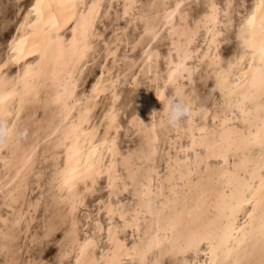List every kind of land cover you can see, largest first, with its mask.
<instances>
[{
    "label": "bare ground",
    "instance_id": "obj_1",
    "mask_svg": "<svg viewBox=\"0 0 264 264\" xmlns=\"http://www.w3.org/2000/svg\"><path fill=\"white\" fill-rule=\"evenodd\" d=\"M193 1L201 4V8L195 13L190 9V3ZM45 2L53 5L67 2L80 6L75 9L53 8L60 17L59 27L51 32L49 38L44 35L43 26L36 31L27 26L21 28V25L25 24V17H29L28 23L35 20V13L29 16V10L36 0H30L29 7L17 22L8 43L6 42V51L0 61V65L7 61L6 66L0 69V97L5 98L3 110L0 111V126L9 130L8 137L0 142V253L6 254L3 264H13L10 245L15 234L18 235L15 233L16 227L27 211L37 210L42 200L44 210L49 208L52 210L51 218L48 217L42 222L43 225L40 223L43 235L51 232L57 224L64 225L60 239L61 242L63 240L62 252L56 264H60L61 257L67 255L71 256V260L65 263L76 264L78 250H74L73 246L78 230L73 228V221L76 224L78 221L75 218V211L70 212L73 195L64 186L63 181L69 178L73 168L83 174L87 165L100 159L104 160L105 168L109 163L113 164L114 175L119 174L120 177L119 195H113L111 202L123 205L128 221V226L125 227L119 216L113 218V231L115 233L117 227L120 229L117 239L125 245L118 258L123 259L125 264H141V257L145 252L147 255L144 256V260L148 264L155 261L159 264H207L212 257L206 255L208 246L205 244L200 245L199 251L192 250L179 254L193 234L212 235L220 247L221 259L235 260L239 257L242 260L256 261L258 264L260 259L258 235L249 233H255L258 229L259 212L249 219L248 213L252 208L244 205L234 218L235 230L226 229L228 217L237 203L234 198L237 182L242 185L251 179L250 169L243 166V162L256 159L260 155L259 146L250 143L256 139L261 128L260 118L256 112L259 101L256 105H245L246 110L252 109V117L248 124L244 123L239 109L235 107L237 100L247 92L243 79L237 81L233 78L226 88L225 95L228 92L237 94L231 97L233 107L214 108V103L225 102L221 97L220 88L217 87L215 76L208 74L207 64L202 65L194 58L188 60L182 58L184 50L190 51L193 57L197 55L198 49L206 50L203 34L189 45V35L183 28H179L175 34L176 45L181 49V58L178 59L175 49L172 48L173 39L168 36L167 31L162 32L160 37L164 40V49L160 50L154 42L153 59L148 62L143 50L150 42L149 37H145L139 45V54L135 58L132 57L135 52L132 45L136 44L144 31V25L138 20L136 23H130V20L124 17L125 4L132 3L133 0H45ZM134 2L136 7L129 9L130 19L144 16L151 25L162 27L164 13L174 8L178 2L182 3L181 12L187 14L189 25H192L206 12V4L212 2L223 8L228 0H134ZM232 2L237 7L243 5L242 10L236 12L237 17L233 18L238 27L241 16L250 13L258 0H249L246 6L244 0ZM86 5H98L95 9L97 16L93 30L88 34L87 51L81 35L83 30L81 14H87L89 11ZM164 5H168L169 9ZM101 19L111 21V30L107 38L103 37V33L96 26ZM174 21L179 25V16L174 17ZM129 30L134 33L130 34ZM114 33H119V36L114 37ZM232 35L236 46L227 56H222L220 52V44L225 38L219 44V54L225 61L224 67H227V60L239 46L236 32L232 31ZM99 39L102 44L97 48L98 44L95 42ZM20 40L24 41V54L18 62H13L11 58L15 53L11 51V46L14 41ZM106 44L109 45L108 49L105 48ZM122 44V51L118 53ZM29 50L32 51V55L28 54ZM109 50L113 54L110 55ZM101 53L102 61L97 76L87 88L78 90L84 66ZM14 64L16 68L9 71ZM177 64L184 67L176 69ZM29 65H32V69L25 79L24 70ZM185 68H198L199 71L190 74ZM174 70L175 75L170 81L169 73ZM207 79L211 80L208 94L201 96L197 91L198 83L204 84ZM124 82L129 85L127 89L121 88ZM133 89L139 90L135 99L137 105L127 115L126 123L131 128L130 132L137 135V142L133 146H124L125 148L121 149L118 143L120 116L124 113ZM165 91L167 94L179 91L192 97L193 115L186 118L179 129L162 125L159 115L154 112L162 107L156 97ZM85 97L89 99H84ZM102 100L104 101L98 110V104ZM201 107L208 110L209 121L202 114H196ZM86 108L88 109L86 122L81 123V115ZM214 115H219L215 123L212 119ZM111 117L115 118L114 121ZM189 119L192 121L191 126ZM190 127L192 131H189ZM200 128H206V131L201 132ZM25 131L26 135H21ZM192 135L197 140L196 153L182 152V148L191 145ZM106 136L108 144L115 140V155L110 154L104 146ZM221 156H226V164L220 159ZM38 163L46 164L49 169L44 184L47 196L43 195L44 190L39 182L42 168H38ZM129 176L133 178L129 179ZM100 178L103 179L105 195L97 201L96 215L92 218L91 225L80 236L78 235V239L83 242L85 233L89 238L92 237L97 222L103 227L102 233L96 232L95 239L98 245L86 258L88 264H92L93 257L99 260L102 254L105 264L112 259L110 246L107 244L108 217L102 210L104 206L99 203L108 202V180L105 176L97 177L96 184ZM31 180L40 190L32 201L25 202L24 190ZM253 183L258 184L259 181ZM88 187L93 190L95 188L91 181L88 182ZM76 189L82 194L84 182L77 183ZM86 196L83 197L82 203L78 201L80 205L84 203ZM149 201L151 208L148 207ZM18 203L20 206H17ZM100 212L103 213L105 221L98 218L97 214ZM27 218L31 221L30 217ZM24 222L26 221L22 222L23 225ZM126 229L129 230V240L122 235ZM229 250L231 256L226 255Z\"/></svg>",
    "mask_w": 264,
    "mask_h": 264
},
{
    "label": "snow or ice",
    "instance_id": "obj_2",
    "mask_svg": "<svg viewBox=\"0 0 264 264\" xmlns=\"http://www.w3.org/2000/svg\"><path fill=\"white\" fill-rule=\"evenodd\" d=\"M75 3L61 2L55 5L51 3H46L45 0H36V3L32 5V8L29 10V16L35 13V20L31 23H28L29 17H25V24L21 25V28L27 26L28 28L33 29L34 31L40 30L41 26L44 28V35L51 37V32L56 30L59 27L60 17L53 11V8L57 9H75L79 7ZM243 5H241L242 7ZM88 7V13L81 14V26L82 33L81 35L84 38L85 51H87V39L90 31L93 30V25L97 13L95 9L98 5H86ZM136 4L133 0L132 3L125 4L124 17L126 20H130V23H136L137 20L139 23L144 25L143 34L140 36V39L136 41V44L132 45L135 49L138 47L145 37L150 38V42L147 47L144 48V56L147 57L148 62H151L153 59L152 48L154 42H156L161 33L167 31L168 36L173 39L172 48L176 51L177 58H181V49H179L175 42V34L179 28H183L184 32L189 35L188 44L191 45L196 41L201 34L205 44L207 46L206 50L198 49L197 55L192 56L190 51L184 50L183 60L196 59L200 64H207L208 74L214 75L216 78L217 87L220 88L221 97L224 99L223 104H213L214 108H231L233 107L231 97L237 95L235 92H228L225 95V91L229 83L233 78L237 81L243 79L247 86V92L240 97L235 107L239 109L240 115L244 118V123H250V118L252 117V109L249 108L246 110L245 105H256L259 101V106L256 108V112L260 118V132L255 140L250 141L252 144H256L260 148V155L256 159H248L243 162V166L250 169L251 179L244 182L242 185L240 182H237L236 190L234 192V198L237 203L234 206L232 214L228 217V224L226 229L231 228L235 230L234 218L238 214V211L244 207V205H249L252 208V211L248 213L249 219H252L259 212V226L255 233H249V235H258V241L260 246V259L258 264H264V0H258V3L252 8L250 13H245L241 16L238 27L233 19L234 15H237L234 10L237 5H235L232 0H228L223 8H221L216 3H208L205 5L206 12L198 20H195L192 25H189L187 20V14L181 12L182 3H176L174 8H170L168 5H164L167 10L164 13V22L163 26L151 25L144 16H139L134 19H130L129 9L135 8ZM179 16L180 23L177 25L174 21V17ZM19 31V29H18ZM125 32L127 29L124 30ZM232 31L236 32V39L239 42L237 51L229 57L227 60V67H224L225 61L221 58L219 54V44L220 41L226 38ZM75 32V29H74ZM119 36V33H114V37ZM75 39V37H74ZM38 47V46H37ZM105 48L108 49L109 45H105ZM215 49V51H214ZM11 51L15 55L11 58L13 62H18L24 54V41H14L13 46H11ZM202 52V55L200 53ZM29 55H32V51L29 50ZM39 55V52L36 53ZM109 54L111 51L109 50ZM171 55V51L170 54ZM158 58V54H157ZM39 63V61H38ZM7 64V61L4 65H0V69L4 68ZM184 65L177 64L176 69L183 68ZM32 69V65H29L24 70V78L26 79ZM185 71H188L190 74L193 71H199V69H188L185 68ZM175 75V70L169 73V80L171 81ZM96 86H94V92ZM215 91V89L213 90ZM158 95H162L160 92ZM4 97H0V111L3 110L2 105L4 103ZM84 99H89L85 97ZM88 109H85V112L81 115V123L86 122ZM196 114H202L206 119L208 116V110L204 107H201L197 110ZM193 113H191V116ZM190 116V117H191ZM114 121V117H111ZM213 123L219 119V115H214L212 117ZM189 125H192L191 119H189ZM6 131L9 132L8 129ZM93 133L95 130H92ZM189 131H192L190 127ZM199 131L204 132L206 128H200ZM192 141L191 145L188 148H182V152H193L196 153L198 147L197 140L194 135L190 136ZM0 142H3V139L0 138ZM107 151L115 155V140L111 144L107 142V136L105 138V145ZM203 147V145H200ZM197 158H199L197 154ZM220 159L227 163L226 156H221ZM104 160L100 159L91 165L86 166V170L83 174L79 172L78 169L73 168L72 172L68 179L63 181L65 187L73 195V201L70 208V212H74L77 207L82 203L83 197L88 193L92 192L93 189L88 187V182L91 181L93 187L96 185L97 177L105 176L107 177L108 184V202L99 201L103 205V211L107 213L108 217V239L107 244L110 246L109 251L112 253V259L108 264H125L123 259L118 258L119 253L122 252L125 248V245L117 239V234L120 229L117 227L115 233L113 231V218L119 216L120 221L124 222V226H128V221L126 214L123 210V205L113 204L112 196L119 195V174L113 172L114 165L109 163L107 168L104 166ZM129 179L133 177L129 176ZM258 180L259 183L255 184L253 181ZM83 181L84 182V192L78 193L76 189V184ZM127 191V188L124 189ZM78 201L80 203H78ZM151 201L148 202V207L151 208ZM89 221L92 220V216L88 217ZM73 228L78 229V225L73 221ZM103 227L97 222L93 229L92 237L89 238L87 233L83 242L77 238L74 241V250L77 251L76 255V264H88L87 257L93 253L98 245V241L95 239L96 232H103ZM205 244L208 246V251L206 255L212 257L207 264H257L256 261L252 260H242L237 257L235 260L230 259H221L220 247L215 243L212 235H199L193 234L185 247L180 250L179 254H184L192 250L199 251L200 245ZM134 251V249H133ZM147 255L145 252L141 257V264H148L144 260V256ZM231 256V250L226 254ZM61 264H63V257H61ZM92 264H105L103 254L99 260H96L93 257ZM153 264H159L158 261L153 262Z\"/></svg>",
    "mask_w": 264,
    "mask_h": 264
},
{
    "label": "rangeland",
    "instance_id": "obj_3",
    "mask_svg": "<svg viewBox=\"0 0 264 264\" xmlns=\"http://www.w3.org/2000/svg\"><path fill=\"white\" fill-rule=\"evenodd\" d=\"M28 2H30V0H0V61L4 57V53L6 51V47H7V43H8V40L10 38V35L14 32V30L16 28L15 26H17V24H18L17 22H19V20L21 19V17L25 13L26 8L29 7ZM248 3H249V0H244V6H246ZM22 8H23V10H22ZM200 8H201L200 3H197L194 1L190 3V9H191L192 13L197 12ZM240 10H242V7H236V9L234 11L237 12ZM237 15H234L233 18L234 17L236 18ZM18 17H19V19H18ZM100 21H101V23H99ZM110 22H111L110 19H108V20L107 19H105V20L101 19L96 23L97 28L101 30L104 38L109 37V35L107 36V34H110V30H111ZM102 25H103V27H102ZM106 26H108V27H106ZM129 33L133 34L134 31L129 30ZM100 40L101 39H99L95 42L96 45L98 44L97 48H99L102 44V42ZM155 43H156V45H158L160 50L164 49L165 43L161 37ZM235 46H236V42H235V39L233 38V35L231 32L220 44L221 55L224 57L227 56L233 50V48ZM122 47H123V44L119 48L118 53H120L122 51ZM139 50H140V46L136 47L134 49L135 52H133L132 57L135 58L139 54ZM101 55H102V53L99 56H97L93 61H89L90 63L88 62L84 66L85 69L83 68V73H82L81 81H80L79 86H78L79 87L78 90H82L84 88H87L93 82V80L95 79V76H97L96 74H98V72H99V66L101 65V61H102ZM14 65H12L13 67L11 66L9 68L10 69L9 71H12L13 69L16 68V65L15 66ZM207 80H209V81H207ZM207 80H206V83L204 82V84H202L203 82H201L200 84L198 83L197 91L199 92V94H201V96H205L206 94H208L211 80L210 79H207ZM120 86H121V84H120ZM128 87H129V85L127 82H124V84H122V86H121V88H123V89H127ZM134 90L136 92H134ZM138 92H139V90H136V89H133V91L131 90L129 99L127 101L129 104L127 103V106L124 110V113L120 116V129L118 131V143H119V146L121 149H124L125 147L133 146L137 142V138H136L137 135L135 134L136 135L135 136L132 134L133 132H130L131 128L128 126L129 124L126 123L127 122L126 117L131 110L135 109V107L137 105L135 102L136 101L135 99L137 96L136 93H138ZM103 101L104 100L99 102V104H98L99 108H97L98 110L101 108L99 105L102 106ZM98 110H96V113L98 112ZM38 112H40V111L38 110ZM208 119L209 118H207V121H209ZM38 168H42V175H41V178L39 179V182L42 184V187H43L42 190H44L43 191V195H44L45 191H46V189H44V187H45L44 184L47 181V177H48L47 176L48 175L47 170H49V169H48V167H46V164H44V163L43 164L38 163ZM39 190L40 189L38 187H36L35 184L33 183V180H31L29 186L24 190V196H23L24 201L25 202L32 201L34 199V197L36 195H38ZM45 195L47 196V194H45ZM103 195H105V188L103 185V179L100 178V179H98V182H97L94 190L92 192H90L89 194H87L84 203L81 204L79 207H77L75 210V218L78 221V223H77V225H78L77 230L78 231L77 232H78L79 236L82 234L83 231L88 229L87 227H89L91 225L92 220L89 221L88 217L89 216H92V218L95 217L97 201L99 198H103L104 197ZM42 201H41V204L38 206V208L35 212L29 210L24 214L22 221L19 222V225L20 226L22 225L23 227L20 228L19 225L17 226L18 228L16 227L17 232H15V233H18V235L15 234V237L12 240L13 242H11V245H10L12 248V249H10V250H12L11 251L12 257L15 259V260L13 259V264H30L32 261H33L32 264H38V263L56 264V263H58V261L60 259L59 258L61 256L60 252H62L61 246L63 245L62 244L63 240L61 242L60 239H62L61 235L64 231V227H63L64 225L56 223L57 227L52 229L51 232H49L48 234L43 235V233H44L43 227L41 226L40 223L45 222L48 217L51 218V211L52 210H51V208H49V210H44ZM17 206H20V203H18ZM87 207H89V208H87ZM44 215H46L45 218H42V216H44ZM97 215H98V218L100 220L105 221L102 212H100ZM27 217H30L31 221H28ZM53 217H54V214L52 213V219H53ZM24 218H25V220H24ZM54 220L56 222V219H54ZM23 221H26L27 223L24 222L25 224L23 225V223H22ZM42 225H43V223H42ZM53 230H55L54 231L55 233H53ZM36 234L38 236H36ZM122 235H124V237L129 240V238H128L129 230L128 229H126ZM40 236H42V237H40ZM49 236H50V238H49ZM42 239H44V240H42ZM58 242H59V244H58ZM58 246L60 247V249ZM0 254H1L0 255V264H3V262L5 260L4 255H6V254H4V252H1ZM51 257L52 258L54 257V258L52 259ZM63 257H65V256H63ZM69 260H71V256L67 255L65 258H63V264H67L69 262ZM65 262H67V263H65Z\"/></svg>",
    "mask_w": 264,
    "mask_h": 264
},
{
    "label": "clouds",
    "instance_id": "obj_4",
    "mask_svg": "<svg viewBox=\"0 0 264 264\" xmlns=\"http://www.w3.org/2000/svg\"><path fill=\"white\" fill-rule=\"evenodd\" d=\"M156 98L162 107L159 111L154 112L159 115L162 125L173 129H179L183 126L185 119L191 116L193 106L191 96L179 91L171 94H167L165 91ZM6 129L7 128L0 126V138L6 139L8 137L9 132L6 131ZM21 135H26V131L21 133Z\"/></svg>",
    "mask_w": 264,
    "mask_h": 264
}]
</instances>
